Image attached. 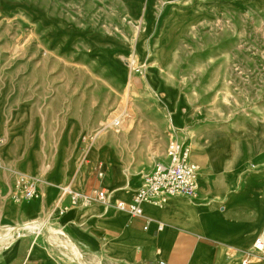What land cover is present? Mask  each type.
<instances>
[{
  "label": "rangeland",
  "instance_id": "obj_1",
  "mask_svg": "<svg viewBox=\"0 0 264 264\" xmlns=\"http://www.w3.org/2000/svg\"><path fill=\"white\" fill-rule=\"evenodd\" d=\"M7 1L9 8L0 5V97L34 99L49 127L60 116L77 117L84 152L94 146L99 153L98 145L111 136L120 166L142 179L165 160L175 137L183 142L198 130L219 133L226 123L254 130L257 122L264 129L261 0H156L143 57L135 45L147 29L149 10L137 13L135 0ZM188 15L194 17L185 26L181 21ZM50 21L64 32L55 36ZM75 42L84 54L96 49L104 55L99 62L63 55ZM59 44L65 45L61 51ZM118 58L136 62L126 85L110 69ZM150 66L158 83L185 99L190 129L182 132L167 122L149 82ZM155 112L166 125L146 127L144 120ZM2 237L0 232V248L8 243Z\"/></svg>",
  "mask_w": 264,
  "mask_h": 264
},
{
  "label": "crops",
  "instance_id": "obj_2",
  "mask_svg": "<svg viewBox=\"0 0 264 264\" xmlns=\"http://www.w3.org/2000/svg\"><path fill=\"white\" fill-rule=\"evenodd\" d=\"M67 49L63 55L94 62L104 55L96 49L84 54L76 42ZM38 111L34 99L0 97V232L8 242L0 248V264H244L254 252L256 238L264 235V129L257 122L254 130L227 123L219 133L198 130L191 150L200 169L198 197L145 201L142 216H133L115 204L131 202L145 177L105 165L102 155L106 148L115 151L114 138L101 142L92 157L82 149L86 136L77 117L60 116L49 127ZM144 122L166 125L159 112ZM22 175L38 179V199L15 200ZM68 184L85 194L103 187L109 196L74 205L62 194ZM18 228L22 236L16 238Z\"/></svg>",
  "mask_w": 264,
  "mask_h": 264
},
{
  "label": "built area",
  "instance_id": "obj_3",
  "mask_svg": "<svg viewBox=\"0 0 264 264\" xmlns=\"http://www.w3.org/2000/svg\"><path fill=\"white\" fill-rule=\"evenodd\" d=\"M199 166L191 160L190 148L187 141H181L177 137L170 140L166 158L157 162L153 171L145 177L143 185L137 190L131 202L118 201L115 206L119 210L130 212L133 216H142V204L145 201L165 202L172 197L196 198L199 195ZM37 178L30 175H22L14 187L15 200L31 201L38 199L41 194L37 187ZM62 194L69 196L74 205L88 206L93 202H104L109 196L106 188H101L94 194H85L74 190L68 184L62 187ZM27 225L20 226V228ZM16 230V238L22 236V232ZM264 260V238L259 236L254 244V252L246 257L244 264L252 260ZM155 264H167L158 261Z\"/></svg>",
  "mask_w": 264,
  "mask_h": 264
},
{
  "label": "bare ground",
  "instance_id": "obj_4",
  "mask_svg": "<svg viewBox=\"0 0 264 264\" xmlns=\"http://www.w3.org/2000/svg\"><path fill=\"white\" fill-rule=\"evenodd\" d=\"M155 1L156 0H148V5H147V10H149V15L147 17V25L148 26H147V29L139 36V38L136 41V45H135V52H136V55L138 57H143V56L147 55V50L145 49V41H146V36L149 33L150 27H151L152 23H154V20H155V15L153 13V10L155 7ZM171 1H173V0H171ZM141 3H142L141 0H135L133 3L134 9L137 13H140L142 10V6L140 5ZM260 3H261V5H264V0H261ZM0 5L4 9H7L11 6V4L7 0H0ZM193 17H194L193 15H190V16L188 15L187 17H185L181 21L182 24L185 26L189 25V23L192 22L191 19H193ZM44 22H47V20H44ZM50 22L52 23V27H54L53 30L56 32L55 36L64 32L63 28H59L57 22H54V21H50ZM161 55H162L161 52H158V54H157L158 59H161ZM113 63H114V65L110 66V69H112V70L114 68L117 69V71H116V77L117 78L115 80L121 85H126L128 83L127 70L130 67L134 66V64L136 63L135 60H131L129 63V62H121L120 59L118 58ZM154 72H155L154 66H150L148 68L149 82H150L152 89L157 93L159 107L164 109L166 112L165 118H168L167 122H169L170 126H172L173 128H176L182 132L184 130H186V128L190 129V128H188L190 126L187 125L188 122H186L187 121V112H188L189 106L186 103L185 99L178 94L176 89L172 88L168 84L158 83V81L154 79ZM190 132H192V131H190ZM190 138H191V143L189 144V148H190V156H191V154H192L191 150L193 149V147L195 145V136L191 135ZM96 152L98 153L96 148L94 146L91 147L90 156L94 157ZM104 152L105 153L102 156L105 158V165L107 164L109 167H111L114 170V172H116V173L119 172L121 166H120L118 156L115 154L114 149H112V148L107 149L106 148L104 150ZM198 182H200L199 179H198ZM15 234H16V232H15ZM259 236H262L264 238V235H262V234ZM254 244H255V242H254ZM253 251H254V246H253ZM160 261H163V260H160ZM167 264H169V263H167Z\"/></svg>",
  "mask_w": 264,
  "mask_h": 264
}]
</instances>
